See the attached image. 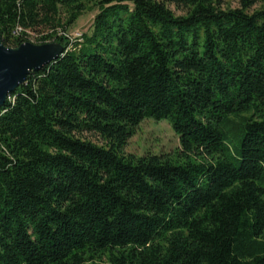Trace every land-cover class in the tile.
<instances>
[{"label":"trees","instance_id":"obj_1","mask_svg":"<svg viewBox=\"0 0 264 264\" xmlns=\"http://www.w3.org/2000/svg\"><path fill=\"white\" fill-rule=\"evenodd\" d=\"M254 1L0 0L3 45L64 47L0 106V264H264ZM146 118L170 123L174 157L124 154Z\"/></svg>","mask_w":264,"mask_h":264},{"label":"rangeland","instance_id":"obj_2","mask_svg":"<svg viewBox=\"0 0 264 264\" xmlns=\"http://www.w3.org/2000/svg\"><path fill=\"white\" fill-rule=\"evenodd\" d=\"M220 8H240V0H217ZM85 10L74 22V24L67 30V35L70 37H77L81 34L90 31L93 19L97 13V7L91 2L87 5ZM170 9L176 14H182L183 10L173 4L169 5ZM264 7V0H255L246 12L253 13L256 10ZM32 43H35V36L29 37ZM83 137L92 140L98 144H104V140L96 134L84 132ZM180 149L179 139L172 130L170 123L167 120L155 121L151 118L143 119L134 129L133 134L127 141L123 148L125 155H134L140 157L147 154L164 155L174 157ZM106 262L105 257L99 261V264Z\"/></svg>","mask_w":264,"mask_h":264},{"label":"water","instance_id":"obj_3","mask_svg":"<svg viewBox=\"0 0 264 264\" xmlns=\"http://www.w3.org/2000/svg\"><path fill=\"white\" fill-rule=\"evenodd\" d=\"M64 47L58 42H23L16 47L3 45L0 36V106L27 77L58 59Z\"/></svg>","mask_w":264,"mask_h":264}]
</instances>
